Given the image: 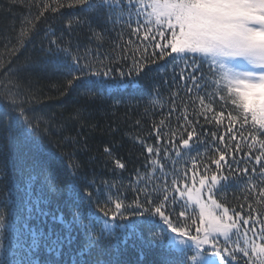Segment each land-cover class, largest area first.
Listing matches in <instances>:
<instances>
[{
    "label": "trees",
    "instance_id": "trees-1",
    "mask_svg": "<svg viewBox=\"0 0 264 264\" xmlns=\"http://www.w3.org/2000/svg\"><path fill=\"white\" fill-rule=\"evenodd\" d=\"M116 2L122 3V14L120 9L112 12L104 8L97 15L95 9H85L76 0H0V216L8 218L12 214L19 222L15 229L19 242L10 239L14 234L12 228L4 233L9 237L6 246L15 253L10 258L28 256L32 264H72L73 257L76 264L81 259L86 264L108 259L127 264H177L184 254H193L191 242L181 246L183 251L169 247L170 233L166 225H160L153 231L159 232L164 241L155 247L147 246L138 238L150 239L148 225L141 223L143 217L125 213L127 220L118 216L113 221L108 210L114 209L117 197L134 206V198L143 200V190L162 193L167 186L168 195L174 196L175 202L168 201L166 214L170 213L175 223L179 213L185 212V216L179 217L181 225L187 226L192 235L200 227L203 235L200 203L196 202L195 193L192 199L188 193L201 188L200 178L213 172L230 179L218 185L212 194L206 187L201 193L206 192L221 208H228L229 215L238 223L230 239L220 238L218 246L226 239L230 248L236 243L244 247L245 239L259 244L260 229L264 227L260 223L264 220V198L260 196L264 175L261 164L254 159L260 154L259 145L248 148V134L254 130L252 118H247L243 129L239 122L229 124V113L236 116L237 111L230 101L221 108L219 95L213 104L217 118L212 123H207L203 116L197 118L194 111L203 110L198 97L211 95L216 89L212 81L217 77L209 72L211 61L202 62V53L195 54L194 63L192 55L177 57L168 46L171 32L158 28L155 17L146 15L151 9H145L138 20L136 10L127 7L128 0ZM51 8L58 11L52 12ZM70 20L74 22L71 28ZM52 39L58 40L61 47H70L73 55L81 58V64H91L93 70L109 65L116 69L112 77L135 81L136 86L129 83L127 88L108 94L101 91L98 80L102 77H93L90 83L81 80L70 84L79 72L70 70V61L62 55L49 53V48L54 52L56 47L49 43ZM156 45H163V49ZM134 62L144 65L139 73ZM197 65L200 72L196 75L204 74L207 87L198 89L192 81L181 79ZM216 69L214 65L213 71ZM199 83L203 85L204 81ZM7 100L20 105L33 131L18 133L16 112L20 109L12 110ZM221 111L223 116L219 115ZM6 113L10 119H3ZM187 121L192 122L191 126H185ZM193 127L199 139L194 136L185 148L181 137L188 139L187 132ZM259 127L255 125L256 129ZM220 136L225 139L220 140ZM149 146L159 151L150 154L146 150ZM221 152L225 155L222 172L212 163ZM117 159L125 164L124 169L115 164ZM245 168L247 172L243 171ZM73 179L75 188L71 187ZM86 192L91 193V205ZM102 208L108 211L109 223L116 227L107 240L88 252L85 233L93 240L99 238L103 221L96 216ZM235 212L243 219L251 216L256 223L244 225L242 220L237 221ZM122 223H131L135 229L127 242L119 227ZM21 233L27 236L26 243ZM69 234L73 238L71 244L63 239ZM53 241L57 244L53 245ZM82 247L87 253L83 257L78 254ZM3 256L0 249V264ZM225 256V264H232ZM255 258V254L236 256L239 264Z\"/></svg>",
    "mask_w": 264,
    "mask_h": 264
},
{
    "label": "snow or ice",
    "instance_id": "snow-or-ice-1",
    "mask_svg": "<svg viewBox=\"0 0 264 264\" xmlns=\"http://www.w3.org/2000/svg\"><path fill=\"white\" fill-rule=\"evenodd\" d=\"M78 5L83 6L85 9H95L97 15L101 9L108 8L112 12L116 9H120V13H123L122 3L116 2L109 3V0H76ZM127 7L129 9H135V15L138 20L141 19V13L145 9H151L146 15L149 17H155V22L158 28H165L166 31L171 32V40L169 41V47L171 53H175L177 57L187 58L192 55V62L196 60L195 54H204L203 60H210L209 72L212 76L217 77L212 81L216 85V89L211 95L199 96V102L201 108L200 112H195L194 115L199 118L203 116L207 123H212L215 120L216 113L213 104L215 103V97L219 95L221 108L226 106L229 101L233 106V110L237 111L236 116H232L231 113L228 115L229 124L239 122L241 129L248 123L247 114L251 113L253 131H249L248 143L249 150L255 149L257 144L259 145V155L254 157L256 163L261 164V175H264V139L260 137L264 136V0H128ZM45 10H48L49 6H44ZM52 12L58 11L56 8H51ZM43 12H41V16ZM36 19H39L37 17ZM73 21L68 22V27L71 28ZM79 24L80 21H75ZM151 23V21H149ZM164 35L163 32L159 33ZM54 35V33H52ZM165 39L167 37L165 36ZM50 44L56 45L55 51L53 52L49 48V53L53 55H62L65 61H70L69 69H75L79 72V76H74L73 81H69L72 84L74 81H86L91 82L93 77L103 78L99 79L98 82L101 85V91L111 94V92L127 88L129 83L136 86L135 81H127L123 79H117L111 76L113 71L116 69L109 65H104L103 70L97 68L92 69L91 64H81L80 57L73 55L70 47L65 48L60 46V42L56 39L49 41ZM163 49V45H156ZM164 51L160 53L161 58L164 56ZM170 55V54H169ZM223 58H243L251 64H259L258 68H253L244 71L234 70L232 68H226L223 63ZM136 63V71L139 73L143 69L144 65L139 62ZM219 64L220 67L213 71L214 65ZM187 68V65L185 66ZM175 71V68H173ZM200 72V66L197 65L192 73L189 75H181V79L185 81H192L193 86L207 87L208 81L205 80V76L201 73L199 76L196 75ZM219 73V75H217ZM131 75V72L128 73ZM121 77L125 76L124 72L120 73ZM199 81H204L203 85H200ZM223 93V94H221ZM208 99L209 103L205 104V99ZM9 104L12 110L20 109V105L15 100L5 101ZM212 114L211 116L209 114ZM19 118L17 125V131L23 135L25 131L31 132L34 129L31 126V121L28 120L24 115V110L20 109L16 112ZM220 116L224 113L221 111ZM3 119H10V116L6 113ZM192 122L187 121L186 127L191 126ZM259 124V128L256 129L255 125ZM232 128H228V132H232ZM259 133V135H257ZM188 139L181 137L180 143L185 148L189 147L190 140L194 136L197 139L199 137L196 134L195 128L192 131L187 132ZM215 137L216 133H212ZM159 140V135H157ZM220 140H224V136L219 137ZM148 153L159 151L158 148L152 146L147 147ZM235 150H239V146H236ZM105 151L111 155L109 149ZM219 151V150H218ZM54 155V154H50ZM225 160L223 152L220 153L219 158L212 161L216 165V168L222 172V161ZM48 163H51L50 161ZM115 164L120 168L124 169L125 164L121 163L119 159L115 161ZM78 167V165H74ZM207 171V170H206ZM247 172L245 168L243 170ZM255 171V169H253ZM186 175V174H185ZM230 177L228 175H218L213 172L210 176H203L199 180L201 188L194 189L188 193L189 199L194 198L197 203L199 201V193L203 188H207V191L212 194L213 190L221 185L222 182L228 181ZM177 181L174 179L172 184L175 185ZM71 187H77L75 180ZM255 187V186H252ZM141 189H137L140 192ZM176 191H179L176 189ZM85 195L89 199V205H91V193L86 192ZM181 196L184 193L180 194ZM260 196L264 198V188L260 189ZM143 200L137 196L133 200L134 206H129L123 203L122 200L117 197L114 204V209L111 211V220H116L119 216L123 220H127L125 213L131 216L143 217L141 223L148 225V233L150 239L144 241L142 236H138L142 243L150 247H155L157 243H162L164 237L159 232H154L153 229L160 226L166 225L167 230L170 233L167 237V243L169 247L181 249V246L187 245L191 242L194 245V251L191 257L184 254L177 262V264H225L226 256L227 259L231 260L232 264H239L236 259L237 253H241L244 257H251V254H255V259L246 261L245 264H264V227L260 229V243L257 244L255 241L245 239L244 247H240L238 243L234 247H228V240L224 241L223 245L218 246L217 236L222 235L223 237H229V232L232 229L238 228V223L233 220V217L229 215L228 208H222V214L216 216L213 212L204 204H200V216L207 217L205 221L207 228L203 230L200 227L196 228V235H192L188 230L187 226L181 225L179 217L185 216V212H180L174 223L173 219H170V213L168 211L167 204L169 200L175 202V197L168 195L167 186L164 187L162 193H157L155 189L143 190ZM211 199V196L209 197ZM111 202V201H109ZM212 207H222L218 205L215 200H212ZM108 211L103 208L99 210L100 214L96 216L98 221H103V228L99 238L93 240L91 236L85 233V239L88 242V252L95 244L107 240L115 229L116 225L109 223ZM237 221L242 220L244 225L256 223V220L249 216V219H243L239 212L234 213ZM260 223L264 225V220ZM19 226L18 220H16L12 214L9 217L0 216V249H3L4 256L2 264H32L31 259L28 256H24L22 259L13 260L10 257L15 253L12 248L6 246V237L4 233L9 228L13 229V236L10 238L14 242H19V238L15 235V229ZM124 241L127 242L129 234L134 231V226L131 223H122L119 225ZM107 230L108 235H105ZM216 234V235H213ZM24 242H27V236L21 233ZM253 236H256V232H252ZM69 244L72 243V236L69 234L63 238ZM119 239V237H117ZM53 245L57 244V241L52 242ZM63 243V241H60ZM24 244H21L23 247ZM115 246V245H111ZM14 247V244H13ZM31 245H29V249ZM211 249V251H209ZM59 249H57L58 251ZM183 251V249H181ZM81 257L86 255L84 248L82 247L78 253ZM144 255L143 250L141 256ZM72 264H76L75 257L72 259ZM80 264H86L81 259ZM92 264H127V262L119 259H108V260H97Z\"/></svg>",
    "mask_w": 264,
    "mask_h": 264
},
{
    "label": "rangeland",
    "instance_id": "rangeland-1",
    "mask_svg": "<svg viewBox=\"0 0 264 264\" xmlns=\"http://www.w3.org/2000/svg\"><path fill=\"white\" fill-rule=\"evenodd\" d=\"M223 63H224L226 68H232V69L238 70V71H244V70H249V69H253V68H258L259 67V64H251V63H249L247 60H245L243 58H223ZM216 66H217V68L220 67L219 64H216ZM250 117H251V113H248L247 114V118H250ZM205 194L208 195L206 192H205ZM206 195H204L201 192L199 193L200 204L206 205L213 212L214 215L220 216L222 214V208L221 207H212V201ZM206 220H207V217L205 216L203 224H202L203 227H205V229L208 226L207 223L205 222ZM234 230H236V229L230 230L228 235H230ZM213 235H216V234H213ZM220 238H223V236L222 235L217 236V241Z\"/></svg>",
    "mask_w": 264,
    "mask_h": 264
}]
</instances>
